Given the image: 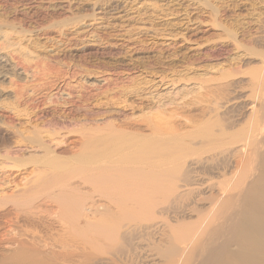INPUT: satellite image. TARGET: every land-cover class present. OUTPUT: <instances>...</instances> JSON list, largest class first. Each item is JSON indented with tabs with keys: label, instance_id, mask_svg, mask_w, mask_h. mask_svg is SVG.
Here are the masks:
<instances>
[{
	"label": "rangeland",
	"instance_id": "rangeland-1",
	"mask_svg": "<svg viewBox=\"0 0 264 264\" xmlns=\"http://www.w3.org/2000/svg\"><path fill=\"white\" fill-rule=\"evenodd\" d=\"M263 56L264 0H0V213L41 170L35 131L53 151L81 126L149 134L157 116L216 99L243 134L247 107L262 111Z\"/></svg>",
	"mask_w": 264,
	"mask_h": 264
},
{
	"label": "bare ground",
	"instance_id": "bare-ground-1",
	"mask_svg": "<svg viewBox=\"0 0 264 264\" xmlns=\"http://www.w3.org/2000/svg\"><path fill=\"white\" fill-rule=\"evenodd\" d=\"M253 106L243 134L216 99L157 116L149 134L81 126L50 151L32 132L42 167L0 213V264H264V101L258 119Z\"/></svg>",
	"mask_w": 264,
	"mask_h": 264
}]
</instances>
